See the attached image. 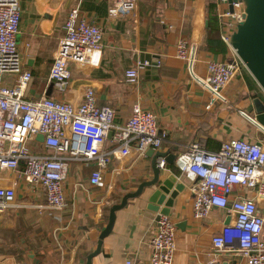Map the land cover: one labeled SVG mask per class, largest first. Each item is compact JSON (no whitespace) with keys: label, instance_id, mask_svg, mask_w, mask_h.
Segmentation results:
<instances>
[{"label":"crops","instance_id":"crops-1","mask_svg":"<svg viewBox=\"0 0 264 264\" xmlns=\"http://www.w3.org/2000/svg\"><path fill=\"white\" fill-rule=\"evenodd\" d=\"M214 6L216 26L210 33L207 5ZM20 23L16 35L23 69L32 74L24 98L36 100L47 96L78 105L87 87L94 89L99 106L108 105L115 112V122L123 123L134 105L156 115L159 131L170 141L155 151L177 154L183 144L199 142L216 151L230 138L245 139L264 147L260 124L241 116L239 109L255 117L254 98L264 103V91L246 67L242 66L222 89L227 102L216 101L209 108V92L196 79L206 76L208 60L230 62L233 50L222 40L219 10L230 9L218 0H136L133 10L120 16H108V0H19ZM78 6L89 23L101 28V50L91 64L69 63L71 77L63 91L49 80L58 40L63 35V21L68 10ZM207 22V23H206ZM220 40L215 49L209 39ZM185 39L195 47L192 75L187 63L176 57L175 44ZM213 44V43H212ZM160 66H156V60ZM144 60L150 65L141 66ZM140 66V67H137ZM137 70L132 78V70ZM5 78L3 79V76ZM17 75L3 74L1 82L12 86ZM262 126V125H261ZM30 148L43 152L41 141H31ZM30 142V143H31ZM113 144L108 139L103 148ZM34 148V149H33ZM139 154L134 143L127 155L115 154L102 170L104 187L90 184L96 167L79 160H67L63 190L66 205L58 214L37 204L45 203L42 187L26 184L16 171H3L1 184L16 182V207L0 213V264H85L87 255L97 245L112 204L152 177L151 158ZM159 158V157H158ZM157 158V159H158ZM166 176L176 171L175 164L164 168ZM238 196L255 197L252 189L236 188L229 200ZM193 194L186 186L174 198L169 217L176 225L174 264H206L212 258V236L234 221V214L213 207L204 218L192 212ZM146 194L129 198L115 214L110 233L102 240L100 251L91 264H151L150 239L159 214L146 208ZM257 210L264 214V201L257 200ZM214 264H246L237 253H220Z\"/></svg>","mask_w":264,"mask_h":264},{"label":"built area","instance_id":"built-area-1","mask_svg":"<svg viewBox=\"0 0 264 264\" xmlns=\"http://www.w3.org/2000/svg\"><path fill=\"white\" fill-rule=\"evenodd\" d=\"M108 1L109 17L130 12L136 4V0ZM218 2L230 6V9L219 10L218 16L224 28L221 38L235 57L230 62L208 60L206 76L203 79L193 77L210 94L208 108L216 101L227 102L221 89L244 66L231 47L230 37L243 20L245 3L243 0ZM19 23V0H0V181L3 171H16L26 184L43 188L45 203L37 204L36 209L58 214L66 205L63 182L67 160L85 164L94 162L96 167L90 173L89 182L102 188V170L116 153L127 155L134 143L142 155L149 148L160 149L170 139L165 131H159L156 115L139 105L133 106L125 122L116 123L113 108L99 106L91 87L85 89L78 105L47 96L25 99L24 91L32 74L23 69L17 48ZM102 39L101 28L83 18L78 6L68 10L63 21V35L58 40L48 74L57 90L63 91L69 83V63L91 64L101 50ZM175 53L187 63L192 75L195 47L187 40L179 39ZM150 64L149 60H144L141 66ZM160 64L161 61L156 60V66ZM131 73L133 80L138 72L134 68ZM3 74L17 75L14 85H4L1 82ZM238 113L255 122V117L245 110L239 109ZM259 126L264 132V127ZM37 134L43 136V152H36L29 146ZM108 139L113 147L105 150L103 146ZM181 146L174 164L193 194V216L204 218L213 207L234 214V221L223 225L212 236L213 257L206 264H214L223 252L240 254L246 264H264V214L257 210V200L264 201V147L239 138L225 140L216 151L207 150L196 141ZM157 165L161 169L166 167L163 157L157 159ZM15 186L16 182L12 185L0 183V213L16 207ZM239 187L252 189L255 197L238 196L229 200L230 193ZM175 235V222L169 215L160 214L150 239L151 264H174Z\"/></svg>","mask_w":264,"mask_h":264},{"label":"water","instance_id":"water-1","mask_svg":"<svg viewBox=\"0 0 264 264\" xmlns=\"http://www.w3.org/2000/svg\"><path fill=\"white\" fill-rule=\"evenodd\" d=\"M243 1L245 3V14L243 20L237 24L236 29L232 32L230 44L246 69L264 91V0ZM253 103L255 106V119L264 127V103L259 98H254ZM36 139L42 141L43 136L37 134ZM147 155L151 158L152 177L141 182L134 192L124 194L120 202L111 205L107 223L99 233L96 248L87 255L85 264H91L92 257L100 251L103 238L112 229L116 211L124 207L129 198L146 194L147 209L159 215H169L174 198L186 187L183 181L178 180L179 176L176 171L162 177L164 169L159 168L157 165V158L160 156L164 158L167 164H173L176 154L155 151L149 148Z\"/></svg>","mask_w":264,"mask_h":264},{"label":"trees","instance_id":"trees-1","mask_svg":"<svg viewBox=\"0 0 264 264\" xmlns=\"http://www.w3.org/2000/svg\"><path fill=\"white\" fill-rule=\"evenodd\" d=\"M213 10H214L213 4L209 3L207 5V20H208V28L210 30V33L213 32V29L216 26V20H215L214 14H213ZM209 43H210V45H209L210 49H215L216 46H214V45L218 46V44L221 46H225L223 44V42H221L220 40H214L213 38L209 39Z\"/></svg>","mask_w":264,"mask_h":264},{"label":"rangeland","instance_id":"rangeland-1","mask_svg":"<svg viewBox=\"0 0 264 264\" xmlns=\"http://www.w3.org/2000/svg\"><path fill=\"white\" fill-rule=\"evenodd\" d=\"M5 78V75L3 76V79ZM30 145H32V142L31 143H29ZM31 147V146H30ZM32 148V147H31ZM34 149V148H33Z\"/></svg>","mask_w":264,"mask_h":264}]
</instances>
